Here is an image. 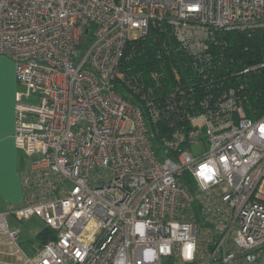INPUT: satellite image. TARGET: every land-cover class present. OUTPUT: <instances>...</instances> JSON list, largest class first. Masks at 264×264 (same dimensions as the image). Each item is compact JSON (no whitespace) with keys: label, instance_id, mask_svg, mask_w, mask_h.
Instances as JSON below:
<instances>
[{"label":"built area","instance_id":"1","mask_svg":"<svg viewBox=\"0 0 264 264\" xmlns=\"http://www.w3.org/2000/svg\"><path fill=\"white\" fill-rule=\"evenodd\" d=\"M153 22L203 49L213 31L264 29V0H0V56L23 87L14 141L31 160L24 206L0 213V244L21 264H264V115L247 117L232 93L193 118L185 151L158 155L115 86L127 44ZM32 218L56 236L37 258L11 226Z\"/></svg>","mask_w":264,"mask_h":264},{"label":"trees","instance_id":"2","mask_svg":"<svg viewBox=\"0 0 264 264\" xmlns=\"http://www.w3.org/2000/svg\"><path fill=\"white\" fill-rule=\"evenodd\" d=\"M263 62V28L213 31L203 49H193L153 22L127 44L115 86L143 111L156 153L176 156L189 144L193 118L215 113L232 93L247 117L264 115ZM180 183L194 191L188 173ZM55 237L48 227L37 235L40 246Z\"/></svg>","mask_w":264,"mask_h":264},{"label":"crops","instance_id":"3","mask_svg":"<svg viewBox=\"0 0 264 264\" xmlns=\"http://www.w3.org/2000/svg\"><path fill=\"white\" fill-rule=\"evenodd\" d=\"M20 91H23V87L16 80L15 62L9 57L0 56V213L22 208L25 204L22 174L30 166L31 160L17 149L14 141L15 107ZM12 222L23 223L11 220V226ZM17 229L20 230L21 238L26 235L19 225ZM0 242L6 240L0 237ZM9 249L0 244V264H21L18 257V261L12 259ZM37 257L38 253L34 250L33 258Z\"/></svg>","mask_w":264,"mask_h":264},{"label":"rangeland","instance_id":"4","mask_svg":"<svg viewBox=\"0 0 264 264\" xmlns=\"http://www.w3.org/2000/svg\"><path fill=\"white\" fill-rule=\"evenodd\" d=\"M130 36L132 38H135V37L139 36V33H137L136 31H132L130 33ZM206 148H207V146L204 143V141H200L199 143L195 144L194 147H192L191 153L195 157H199L203 154V152L206 150ZM18 225L20 227H22L26 233V235H24V237H22L20 239V245H21L22 249L29 256L33 257L35 247H38V245H39L36 235L42 228L46 227V224L38 218H32L31 220L23 222V223L12 222L13 227L18 228ZM9 254H10V256L13 257L12 259H14V260H16L17 259L16 257H18V255H15V256L11 255L10 249H9ZM17 261H18V259H17ZM19 263H20V261H19Z\"/></svg>","mask_w":264,"mask_h":264},{"label":"clouds","instance_id":"5","mask_svg":"<svg viewBox=\"0 0 264 264\" xmlns=\"http://www.w3.org/2000/svg\"><path fill=\"white\" fill-rule=\"evenodd\" d=\"M262 131H264V129H262ZM206 173H210V175H205ZM216 172H215V169H212V168H208L207 166H205L203 168V170L199 173V175L201 177H204L205 179L207 180H212V178L215 176ZM145 225L144 224H138L137 227H136V231L141 235L143 236L145 234ZM173 228L177 227L176 225H172ZM189 249L191 250L192 248H194V245H189L188 246ZM149 258L148 257V254H146V259ZM192 257L191 256H188L187 259H191Z\"/></svg>","mask_w":264,"mask_h":264}]
</instances>
